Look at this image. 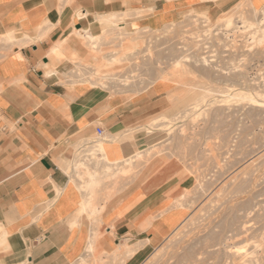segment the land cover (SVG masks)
Returning <instances> with one entry per match:
<instances>
[{"label":"crops","instance_id":"obj_1","mask_svg":"<svg viewBox=\"0 0 264 264\" xmlns=\"http://www.w3.org/2000/svg\"><path fill=\"white\" fill-rule=\"evenodd\" d=\"M253 2L264 6V0ZM194 5L156 0L131 6L142 14L114 26L102 18L127 7L120 11L101 0H0V48H12L0 57L2 264H74L92 241L95 251L109 255L136 246L122 264H140L148 248L158 247L188 217V208L174 205L168 194L173 181L124 187L105 178L100 188L87 186L91 175L103 177L108 166L134 155L138 142L128 138L130 132L163 112L173 87L158 79L139 92L112 93L95 77L96 66L111 57L92 54L84 36L101 40L99 50L107 46L105 33L162 30ZM9 33L17 38H4ZM113 190L111 198L104 195Z\"/></svg>","mask_w":264,"mask_h":264},{"label":"rangeland","instance_id":"obj_2","mask_svg":"<svg viewBox=\"0 0 264 264\" xmlns=\"http://www.w3.org/2000/svg\"><path fill=\"white\" fill-rule=\"evenodd\" d=\"M155 1L101 3L120 11L127 7L126 12L134 14L138 10H131V6ZM60 2L68 5L73 0ZM182 2L196 5L162 30L116 28L105 33L106 48L98 51L91 47V53L98 56L122 55L117 65L101 67L103 62L96 66L101 70L95 75L108 81L112 93L139 92L158 79L173 87L163 112L130 132L128 138L138 142L136 152L128 158L133 168L114 182L124 187L142 184L153 188L173 181L168 194L176 199L177 207L189 210L174 235L161 246L148 248L140 264H264V105L256 106L238 94L253 88L264 91V47L249 45L248 33L234 32L244 16L258 23L261 8L253 0ZM228 19L234 21L231 26H227ZM120 22L125 23L119 21L118 26ZM11 50L0 48V57ZM93 68L89 73L95 80ZM253 97L264 100L263 96ZM96 151H102L101 141L93 150L95 157ZM138 152L144 154L140 159L135 158ZM84 257L86 264L123 263L104 251Z\"/></svg>","mask_w":264,"mask_h":264},{"label":"bare ground","instance_id":"obj_3","mask_svg":"<svg viewBox=\"0 0 264 264\" xmlns=\"http://www.w3.org/2000/svg\"><path fill=\"white\" fill-rule=\"evenodd\" d=\"M183 1V0H182ZM197 1V0H196ZM190 3V2H189ZM151 10V9H150ZM195 10L194 9H191V12H194ZM142 11H137L136 13H132L133 15H140V14H142L141 13ZM227 12H229V11H227ZM261 14H262V16H260L261 17V19L259 18V20H258V23H256V22H253V21H251V20H248V19H246L245 18V16L244 17H242L241 18V20H239L237 23H236V29H235V33L236 32H243V33H248V40L250 41V44L249 45H251V44H255L256 46H259V47H264V27H263V23H264V8H261ZM224 13V12H223ZM132 14H129V13H127V12H124V14H123V12H122V14H119V13H112V14H110V15H108V16H106V17H103L102 18V20L103 21H105V22H112L113 24H114V26H118L117 25V23L119 22V21H122V20H124L125 21V18L124 17H127V16H132ZM193 13H191L190 15H192ZM207 13L205 12V15H206ZM124 15H126V16H124ZM124 16V17H123ZM194 16V15H193ZM196 16H197V14H196ZM204 17V16H203ZM207 18V20H208V16L206 17ZM205 18V19H206ZM228 18H229V16H228ZM202 19V18H201ZM200 20V19H199ZM228 21V25L227 26H231V23L233 24L234 23V21L232 20V19H228L227 20ZM208 22V21H207ZM196 23V22H195ZM204 23V22H203ZM202 22H201V25L203 24ZM198 24H200V23H198ZM207 24V23H206ZM128 25V24H127ZM210 25V24H209ZM170 26V25H169ZM197 26V25H196ZM203 26H204V24H203ZM198 27V26H197ZM202 27V26H201ZM212 27V26H211ZM195 28V27H194ZM204 28V27H203ZM203 28L201 29V30H203ZM210 28V27H209ZM112 29V28H111ZM141 29H148V28H141ZM141 29H137V30H134L133 32H139V31H141ZM166 29V28H165ZM172 29V28H171ZM194 30V29H193ZM200 30V29H199ZM206 30V29H205ZM205 30H203V31H205ZM231 31V30H230ZM76 32H78V31H76ZM202 32V31H201ZM233 32V33H234ZM105 33V32H104ZM166 33V32H165ZM200 33V32H199ZM202 33H206V31L205 32H202ZM226 33H229V32H227L226 31ZM78 35H79V33H77ZM195 34V33H194ZM201 34V33H200ZM199 34V35H200ZM86 35V34H85ZM196 35H198V34H196ZM205 35V34H204ZM208 35V34H207ZM97 36V35H96ZM100 36V35H99ZM194 36V35H193ZM202 36V35H201ZM82 37V36H81ZM85 38H87V41H90V42H88L89 44H92V46H93V49L94 50H97L98 48L96 47L97 46V44H96V42L97 41H101V40H96V38L94 37V36H91V34L90 35H88V36H84ZM134 37V36H133ZM141 37V36H140ZM205 37H206V35H205ZM204 37V38H205ZM208 37H209V35H208ZM212 37V36H211ZM231 37V36H230ZM4 38H6L7 40H10V41H12V40H14V39H16L17 38V36L15 35V33H9V34H7ZM83 38V37H82ZM99 39H100V37H98ZM210 38V37H209ZM65 40V39H64ZM84 40H86V39H84ZM190 40V39H189ZM206 40H208V39H206ZM197 43V42H196ZM132 44V43H131ZM198 44V43H197ZM128 45H129V43H128ZM137 45V44H136ZM136 45L135 44H133L132 46L133 47H136ZM248 45V46H249ZM131 46V47H132ZM202 46V45H201ZM203 46H204V44H203ZM205 46H207L206 44H205ZM209 46V45H208ZM207 46V47H208ZM252 46V45H251ZM129 47V46H128ZM141 47V46H140ZM139 47V48H140ZM254 47V46H253ZM125 48V47H124ZM123 48V49H124ZM205 48V47H204ZM135 49V48H134ZM143 49V48H142ZM131 50V49H130ZM129 50V51H130ZM206 50V49H205ZM208 50L209 49H207V52L206 53H208ZM60 51V50H59ZM99 51V50H98ZM203 51V50H202ZM134 52V51H133ZM141 52V51H140ZM117 53V52H116ZM122 54V53H121ZM134 54V53H133ZM113 55H115V54H113ZM125 55V54H124ZM128 55V54H127ZM129 55H130V53H129ZM204 55V54H203ZM88 56V55H87ZM86 56V57H87ZM120 56H122V55H120ZM120 56L118 57L119 59H120ZM117 57V56H116ZM116 57H111L109 60H107L105 63H103L102 65H101V67H106V66H112V65H114L115 63H116V60L118 61V58H116ZM124 58V57H123ZM127 58V57H126ZM181 58V57H180ZM206 58V57H205ZM207 58H209V57H207ZM127 59H129V58H127ZM178 59V58H177ZM182 60H183V58H181ZM200 59V58H199ZM202 59V58H201ZM199 60V61H201L202 62V60ZM204 59V58H203ZM122 60V59H121ZM124 60H125V58H124ZM182 60H181V62H179V63H182ZM195 60V59H194ZM179 61V60H178ZM185 61V60H184ZM197 61V60H196ZM120 61H118V63H119ZM189 62H192V61H189ZM210 62V61H209ZM206 64V63H205ZM209 64V63H208ZM85 65V64H84ZM89 65V64H88ZM116 65H117V63H116ZM101 67H100V69L99 68H96V70H97V74L99 73V71L101 70ZM184 67V66H183ZM83 68V67H82ZM87 68V67H86ZM89 68V67H88ZM88 68H87V71H88ZM91 68H92V66H91ZM84 69V68H83ZM94 69V68H93ZM86 70V69H85ZM95 70V69H94ZM93 70V71H94ZM171 71V70H170ZM172 72V71H171ZM94 73V72H93ZM101 74H102V72H100ZM96 74V73H95ZM106 75V74H105ZM97 75H95V77H96ZM100 76V75H99ZM107 78H108V76H106ZM105 77V78H106ZM97 78H99V77H97ZM101 78V77H100ZM100 78H99V84L102 86V87H105V86H107L108 87V85H107V82H105L104 81V79L103 80H100ZM164 78V77H163ZM174 78V77H173ZM253 78H255V77H253ZM252 78V79H253ZM257 78V77H256ZM91 79H92V77H91ZM90 79V80H91ZM94 79V78H93ZM102 79V78H101ZM252 79H251V81H252ZM96 80V79H95ZM249 80V79H248ZM255 81L257 80V79H254ZM97 81V80H96ZM259 83V82H258ZM262 84V83H261ZM251 85V84H250ZM259 85V84H258ZM94 86V85H93ZM261 86V85H260ZM259 86V87H260ZM97 87V86H96ZM210 87V86H209ZM233 87V86H232ZM237 88V87H236ZM244 88H245V86H244ZM249 89V88H248ZM260 89H261V87H260ZM262 90V89H261ZM261 90H255L254 88H253V90H245V91H241V93H238V94H240V96H242L243 98H246V99H248L249 101H251L254 105H256V106H261V105H264V100H260V99H258V98H256V97H253L254 95H258V96H263V98H264V91H261ZM225 92V91H224ZM232 95V94H231ZM239 96V97H240ZM262 98V99H263ZM148 129V128H147ZM150 129H151V127H150ZM152 130H150L149 132H151ZM119 132V131H118ZM110 136V135H109ZM98 137H99V135H98ZM95 142V141H94ZM122 143V142H121ZM133 147V146H132ZM155 153V152H154ZM144 154H143V152H138L136 155H135V158L136 159H140V157L141 156H143ZM81 159V158H80ZM82 160V159H81ZM84 160V159H83ZM89 160V159H88ZM85 161V160H84ZM91 161V160H90ZM147 161H148V159H147ZM79 163H80V161H79ZM78 163V164H79ZM86 163V162H85ZM91 163V162H90ZM133 162H132V160H130V159H127V160H125L122 164H120V165H116V166H114L113 164V166L114 167H109L108 166V168L106 169V171H105V173H103L104 174V176L102 177V175L100 176L99 175V178H96L97 177V175H98V173H97V175H91V177L89 176V175H87V176H89L90 178H89V180L91 179V182L89 183V182H87V186H89V188H91L92 190L94 189V188H96V186H98L99 187V185L102 183V180L104 179L105 180V178L106 179H113V180H116L117 178H119L120 176H122V175H124L125 176V174H127V173H129L132 169L131 168H133L132 166H133V164H132ZM73 164V163H72ZM74 164H76V163H74ZM146 164V163H145ZM81 165V164H80ZM86 165H89V164H86ZM77 166V165H76ZM75 167V166H74ZM79 167V166H78ZM77 167V168H78ZM106 167V166H105ZM144 167V166H143ZM73 168V167H72ZM80 169V168H79ZM90 169V168H89ZM105 170V169H104ZM83 171V170H82ZM84 172H86V171H84ZM84 172H82V174L84 173ZM88 172H90V171H88ZM96 172H97V170H96ZM103 172V171H102ZM76 173H77V171H76ZM101 173V172H100ZM84 174H86V173H84ZM91 174V173H90ZM92 174H93V172H92ZM81 176H83V175H81ZM79 177V176H78ZM85 177V176H84ZM83 178V177H82ZM87 179V178H86ZM81 180H84V179H81ZM103 180V181H104ZM85 183V182H84ZM83 185V184H82ZM84 186H85V184H84ZM83 187V186H82ZM100 188V187H99ZM98 188V189H99ZM95 190V189H94ZM89 192H90V190H89ZM95 192V191H94ZM87 195H88V193H87ZM110 195V194H109ZM109 195H108V197H109ZM111 195H112V193H111ZM110 195V196H111ZM86 196V195H85ZM92 196H94V195H92ZM112 197V196H111ZM111 197H109V198H111ZM94 200V199H93ZM88 201V200H87ZM90 199H89V201H88V204L90 203ZM177 203V202H176ZM93 204V203H92ZM181 204V203H180ZM174 205H177V204H174ZM178 205H179V203H178ZM92 206V205H91ZM180 206H182V205H180ZM96 207V206H95ZM173 207V206H172ZM179 207V206H178ZM89 208H90V206H89ZM101 208V207H100ZM97 209H99V208H97ZM100 211V210H99ZM98 212V211H97ZM95 213V212H94ZM179 227V226H178ZM181 227V226H180ZM179 229V228H178ZM175 231V230H174ZM176 231H177V229H176ZM174 233L175 232H173V234H171V235H174ZM94 236H96V235H94ZM91 240H93V239H91ZM95 240H97V239H95ZM95 242H90L89 243V245L87 246V249H86V253H84V254H92V253H94V251H95ZM134 245V244H133ZM135 245H136V243H135ZM123 246V245H122ZM161 246V245H160ZM157 248V247H156ZM156 250V249H155ZM136 251V246L135 247H133V246H130V245H125V246H123V247H120V249H118V250H116L115 252L113 251V253H112V255H113V257L115 258V259H121V261L122 262H124L125 261V259L123 258V255H127V256H130V255H132V254H134V252ZM235 254L236 255H239L238 254V252H236L235 251ZM235 254H234V256H235ZM107 256V255H106ZM104 257V256H103ZM103 257L102 258H100V259H103ZM243 257V256H242ZM85 257H84V255L75 263V264H86V261H85V259H84ZM237 258V257H236ZM99 258H98V260H100ZM235 259V258H234ZM239 260H240V257L238 258ZM237 259V260H238ZM244 259V258H243ZM242 260V259H241ZM245 261V260H244ZM243 261V262H244ZM239 262V261H238ZM235 263H237L236 261H235Z\"/></svg>","mask_w":264,"mask_h":264}]
</instances>
